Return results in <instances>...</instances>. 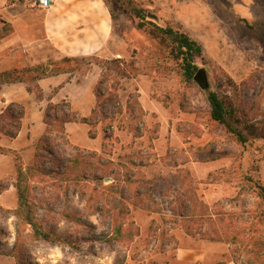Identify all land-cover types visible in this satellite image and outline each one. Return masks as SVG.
I'll return each mask as SVG.
<instances>
[{
  "label": "rangeland",
  "instance_id": "374dc122",
  "mask_svg": "<svg viewBox=\"0 0 264 264\" xmlns=\"http://www.w3.org/2000/svg\"><path fill=\"white\" fill-rule=\"evenodd\" d=\"M105 2L120 56L55 68L81 78L100 66L87 122L107 144L100 152L70 145L60 121L78 117L65 102L46 106L51 143L8 154L25 171L27 204L18 207L15 168L0 181L8 186L0 191V264H179L177 248L194 243L211 249L212 264H264V0ZM132 7L203 46L197 65L207 86L185 82ZM2 22L0 33L9 30ZM209 91L235 107L246 143L211 120ZM21 112L12 104L0 116V137L19 131ZM112 125L126 135L112 134Z\"/></svg>",
  "mask_w": 264,
  "mask_h": 264
},
{
  "label": "crops",
  "instance_id": "0c3cea01",
  "mask_svg": "<svg viewBox=\"0 0 264 264\" xmlns=\"http://www.w3.org/2000/svg\"><path fill=\"white\" fill-rule=\"evenodd\" d=\"M20 3L0 0L2 25H9V30L5 32V28L0 38L3 57L0 73L58 62L65 57L120 56L110 47L114 34L113 19L105 0H54L44 13L24 9ZM101 71L98 66L81 78L76 72L66 70L35 81L0 82V116H6L12 104L20 105L23 110L17 135L2 134L0 137V148L7 151L0 153V181L12 176L16 169V161L8 154L34 153L38 143L42 142L48 127L45 108L52 103H67L68 109L78 117V121L67 122L63 126L70 145L97 152L104 148L108 140L104 130L96 128L91 134V125L82 122L94 114ZM143 107L147 113L151 111L149 107ZM111 129L115 136L127 133L116 125ZM122 143L117 142L116 145ZM11 187L13 189L14 186ZM210 251L201 243L180 245L176 250V260L179 264H212L214 255Z\"/></svg>",
  "mask_w": 264,
  "mask_h": 264
},
{
  "label": "trees",
  "instance_id": "16d2710c",
  "mask_svg": "<svg viewBox=\"0 0 264 264\" xmlns=\"http://www.w3.org/2000/svg\"><path fill=\"white\" fill-rule=\"evenodd\" d=\"M132 16L139 20L138 28L145 30L154 40H156L160 46L165 47L169 54L177 61L180 73L187 83H196L202 87H205L204 79L198 78L196 79V74L200 72L203 73V70L198 67L197 60L202 59L204 57V49L203 46L195 39H193L189 34L174 28L171 25H166L165 27L159 26L153 22L147 21V14L145 10L137 7H132L129 11ZM112 19H114L113 13L110 11ZM84 59L83 58H70L65 57L61 60L63 63H77ZM58 63L48 62L47 64H42L37 67H28L23 69H13L9 71H5L0 73V82L6 83H14V82H26V81H35L38 79H42L51 74H57L61 71H66L57 67ZM207 99L210 106V118L214 122L222 125L229 133L233 134L240 142L246 143L247 139L243 135V133L236 128V124L240 123V119L238 117L237 111L235 107H233L226 99H224L217 91H209L207 94ZM64 104V103H63ZM66 107L67 105L64 104ZM53 105L49 104L48 109L52 108ZM10 108V107H9ZM9 108L7 109V113L9 112ZM47 109L46 118H51L52 115L49 113ZM23 112H21L22 115ZM66 118L61 120V131L59 134L64 136L63 126L67 122H71L72 118L66 113L64 114ZM12 116V115H11ZM14 118V117H13ZM20 117L15 120L19 123ZM82 122L86 123L87 119H82ZM49 126V123L46 122ZM13 132H4V134L9 135L10 137H15L18 133V127ZM48 132V131H47ZM46 132V135H47ZM44 136L42 142L44 144L51 143V139H47V136ZM4 149L0 148V153H6ZM16 161V173L17 180L14 185L17 190L18 195V207L23 208L27 201L25 200L24 191L21 188L20 182L22 176L25 174V171L22 169L18 158L15 157ZM0 187V191L7 188ZM258 189L260 190V196L264 198V187L258 185ZM19 208V209H20ZM26 221L32 225H34L33 221L26 216Z\"/></svg>",
  "mask_w": 264,
  "mask_h": 264
},
{
  "label": "built area",
  "instance_id": "2783aa9c",
  "mask_svg": "<svg viewBox=\"0 0 264 264\" xmlns=\"http://www.w3.org/2000/svg\"><path fill=\"white\" fill-rule=\"evenodd\" d=\"M14 1L22 2L26 7L32 10L45 11L52 6L54 0H14Z\"/></svg>",
  "mask_w": 264,
  "mask_h": 264
},
{
  "label": "water",
  "instance_id": "95a60500",
  "mask_svg": "<svg viewBox=\"0 0 264 264\" xmlns=\"http://www.w3.org/2000/svg\"><path fill=\"white\" fill-rule=\"evenodd\" d=\"M203 77V79H204V84H205V86H207V78H206V73L203 71V73L201 74L200 72H198L197 74H196V79H198V78H202Z\"/></svg>",
  "mask_w": 264,
  "mask_h": 264
}]
</instances>
